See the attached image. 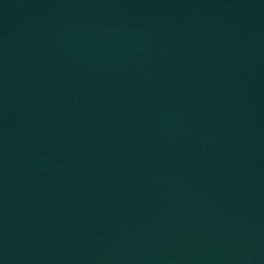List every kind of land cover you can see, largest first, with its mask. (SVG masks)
<instances>
[{
    "label": "water",
    "instance_id": "95a60500",
    "mask_svg": "<svg viewBox=\"0 0 264 264\" xmlns=\"http://www.w3.org/2000/svg\"><path fill=\"white\" fill-rule=\"evenodd\" d=\"M0 264H264V0H0Z\"/></svg>",
    "mask_w": 264,
    "mask_h": 264
}]
</instances>
